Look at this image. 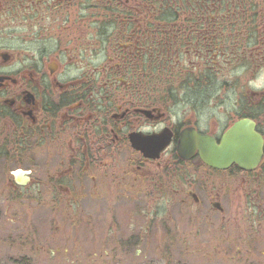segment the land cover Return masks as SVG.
I'll return each instance as SVG.
<instances>
[{
  "label": "flooded vegetation",
  "instance_id": "1",
  "mask_svg": "<svg viewBox=\"0 0 264 264\" xmlns=\"http://www.w3.org/2000/svg\"><path fill=\"white\" fill-rule=\"evenodd\" d=\"M229 1L0 0V203L46 225L12 264H264V0Z\"/></svg>",
  "mask_w": 264,
  "mask_h": 264
},
{
  "label": "rangeland",
  "instance_id": "2",
  "mask_svg": "<svg viewBox=\"0 0 264 264\" xmlns=\"http://www.w3.org/2000/svg\"><path fill=\"white\" fill-rule=\"evenodd\" d=\"M95 28L93 27V29ZM220 81L215 78L212 81H206L202 90L204 97L214 93V88L219 85L218 82ZM145 82L163 85L167 84L168 80L147 77ZM167 89V86H160L156 93L159 97L164 96ZM175 93H178V99L189 97L184 95L183 92H179V90H176ZM5 209L6 204L0 203V264H12L11 260L42 257L41 253L36 256V247L41 246L39 243L43 242L42 234L46 226L43 222L44 214L21 213L23 211L21 205H14L11 211L12 214H4ZM47 243H51V241ZM47 243L42 244V246L48 247ZM26 247L32 249V253L25 250ZM155 258V264H164L165 255L163 251H155Z\"/></svg>",
  "mask_w": 264,
  "mask_h": 264
},
{
  "label": "trees",
  "instance_id": "3",
  "mask_svg": "<svg viewBox=\"0 0 264 264\" xmlns=\"http://www.w3.org/2000/svg\"><path fill=\"white\" fill-rule=\"evenodd\" d=\"M152 5V8L149 10L155 12V17L158 19L164 18H172L176 20L182 19L181 13L186 10H192L195 8V5L199 4L202 5V9L206 11L207 4H212L215 0H148ZM224 3L230 2L229 0H221ZM244 1V0H243ZM242 0H237L235 2H243ZM181 3H188V9L181 11L180 4ZM192 6V7H191ZM227 9V8H226ZM151 27H142L141 26V33L143 35H147Z\"/></svg>",
  "mask_w": 264,
  "mask_h": 264
},
{
  "label": "water",
  "instance_id": "4",
  "mask_svg": "<svg viewBox=\"0 0 264 264\" xmlns=\"http://www.w3.org/2000/svg\"><path fill=\"white\" fill-rule=\"evenodd\" d=\"M193 141L195 142L194 145L203 148V159L205 163L210 166L223 167L225 165H228L232 160L239 156L232 152H228V150H231L229 148H215V146L210 143L207 139L198 138L193 139ZM246 147H251V150L256 149L257 146L255 140H246ZM257 155L258 153L252 152L251 154L246 155V157H250V160H252V163H254L257 159Z\"/></svg>",
  "mask_w": 264,
  "mask_h": 264
}]
</instances>
